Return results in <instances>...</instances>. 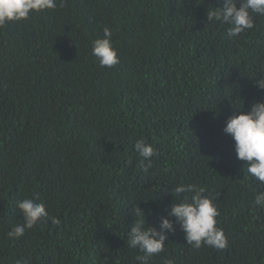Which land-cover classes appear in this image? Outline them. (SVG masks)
<instances>
[{"label":"trees","instance_id":"1","mask_svg":"<svg viewBox=\"0 0 264 264\" xmlns=\"http://www.w3.org/2000/svg\"><path fill=\"white\" fill-rule=\"evenodd\" d=\"M58 1L0 27V264H141L124 244L130 226L159 230L169 204L190 201L178 185L204 190L227 246H188L176 224L148 264H264V208L254 206L264 185L223 132L264 101L253 86L264 78V27L228 38L227 25L207 19L223 0H92L82 11ZM105 27L131 58L117 84L91 54ZM139 139L155 149L147 171ZM26 198L49 219L11 239Z\"/></svg>","mask_w":264,"mask_h":264},{"label":"clouds","instance_id":"2","mask_svg":"<svg viewBox=\"0 0 264 264\" xmlns=\"http://www.w3.org/2000/svg\"><path fill=\"white\" fill-rule=\"evenodd\" d=\"M91 2L92 0H75L76 8L82 11L91 6ZM238 3L239 7H237ZM64 5L69 7V4L64 2L60 8ZM59 6L58 0H0V27L10 22L26 20L34 13L58 9ZM207 19L210 22L227 25L228 38H235L246 30L264 27V0H223L222 7L207 11ZM91 54L98 62L99 68L114 72L110 76L113 83H121L130 76L128 69L132 63L129 65L124 60L129 56L126 53L116 52L108 27L103 29V38L92 41ZM253 81V86L258 91H264V78H256ZM237 113L226 120L223 132L233 141L235 156L239 161L245 162L247 173L264 185V101L253 103L247 112L237 111ZM124 134L129 136L133 133L125 132ZM135 150L142 157L141 166L147 171L152 166L151 158L156 154L155 149L145 139H139L135 143ZM145 161H147L146 165ZM96 162L97 156L94 157V164ZM67 186L73 189V184L68 183ZM174 192L177 197L185 192L192 193L190 201L179 200L169 204L167 216L159 218V230L154 227L146 228L145 221L137 220L132 227L130 226L127 242L123 239L128 248L144 254L137 257L141 264H148L150 259L159 256L164 251L165 241L168 238L167 233L174 232L176 224L185 233L188 246L195 249L209 246L219 250L227 246L223 230L216 227L218 210L212 200L203 194L204 190L196 185H178ZM110 199L119 201L113 196H110ZM254 206L264 208V191L255 195ZM125 207L122 202L116 211V217L122 224L125 218ZM17 208L22 215L23 222L7 233L11 239L21 238L26 230L49 219L43 202L38 203L26 198L17 202ZM132 212L136 217H145L139 206L134 207ZM53 223H59V221L53 219ZM167 264H174V261L169 259Z\"/></svg>","mask_w":264,"mask_h":264}]
</instances>
